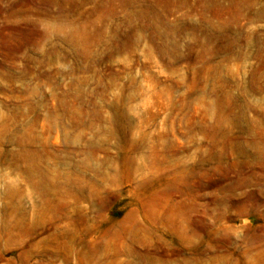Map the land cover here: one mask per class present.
Instances as JSON below:
<instances>
[{"label":"rangeland","instance_id":"obj_1","mask_svg":"<svg viewBox=\"0 0 264 264\" xmlns=\"http://www.w3.org/2000/svg\"><path fill=\"white\" fill-rule=\"evenodd\" d=\"M0 264H264V0H0Z\"/></svg>","mask_w":264,"mask_h":264}]
</instances>
